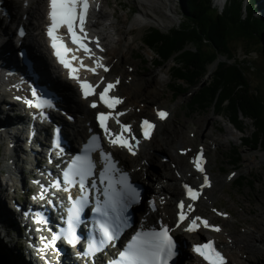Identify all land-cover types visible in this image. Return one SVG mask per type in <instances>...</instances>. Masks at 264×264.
<instances>
[{
	"label": "bare ground",
	"instance_id": "obj_1",
	"mask_svg": "<svg viewBox=\"0 0 264 264\" xmlns=\"http://www.w3.org/2000/svg\"><path fill=\"white\" fill-rule=\"evenodd\" d=\"M140 3L143 6H148V8L152 11L157 9L159 4H165V9L169 10L172 15L175 16L174 6L172 4L173 0H139ZM227 0H215L216 4L223 6L226 4ZM105 0H99L100 8L99 10H96L94 13V16L92 18L93 27L97 29L100 34L103 37V40L108 45L109 41L106 40L112 39L114 42H120L122 41L121 38L115 39L112 38L113 31L111 30L112 24H114L113 17L115 16L114 12H108L104 9L105 6ZM8 12L7 14L0 17V31L11 30V26L9 24L11 23V15L13 11L17 10L19 5L16 4L15 0H10L8 2ZM38 7L40 9V13L43 16L44 14V0H37ZM1 6V5H0ZM164 13H167L166 11ZM149 12H141L140 16L137 17L135 24L138 28L142 29L144 26L149 24L146 21V18H149ZM133 30V29H132ZM132 30H129L132 32ZM118 32H121V34H124L121 29L117 30ZM139 37L138 34L133 36L132 41H125L124 42V49H109L106 56H109V64L113 65V69L110 71V73L107 74L109 79L119 80V86L117 87L118 93L122 95L123 99V105L120 107V112L122 115H124V118L128 121L133 123V130L132 134H137V130L140 129V121L141 117H146L149 119V121L154 125L153 127V136L149 141H141L137 144H140V154L137 158H134L133 156L129 154L123 153V149H115L116 154L121 157V164L125 169H129L135 180L141 181L145 187L147 196L144 202L148 201V198L150 200L151 197H154L158 202V210L153 214L152 220L153 222H156L159 218L166 222H171L174 219V216L176 214V204L177 200L183 196L184 190L182 188V183L184 181H193V180H199L198 183H200V176L194 172L193 170V163L191 162V157L193 156V151L190 147L194 146L195 142H197V145L204 144V138H210L213 140L215 146L217 148L221 149L224 146V143L230 144L233 141L237 140L239 136L234 132V130L227 126L225 127V132L221 134L216 133L214 130L218 129L216 128V118L213 116H206L197 118L194 120V125L191 127H194L196 130V133L198 134L197 139H194V137L191 139L186 131L184 129L187 128L188 124L186 121H180V125H175L172 130H168L166 127H164L163 122H165L163 119H160L159 116H157L158 111L165 109L170 116H172L173 113V106L166 108H163V106L157 105L154 106V109H151L152 105H150V91H154L153 93H156V87L160 88L163 85H165V77L159 76L158 73H152L148 76L139 77L138 75V69L139 64L135 63V68L131 72L130 69H123L121 67V62L128 60V54L133 57L134 54V47L133 44L136 41V39ZM124 38V37H123ZM4 39V38H3ZM39 43L41 44V51L43 53L42 59L40 61V67L41 65L44 67V69L53 68V64L50 60V57L47 53H45L46 44L42 36L37 37ZM13 48V46H12ZM112 55V56H111ZM111 56V57H110ZM0 59L2 61L4 67L5 65L8 67H16L15 60L13 57V53L11 55L9 54L8 50L6 48L1 49L0 48ZM118 65V67H117ZM132 65V64H131ZM134 66V65H133ZM54 74V72H52ZM61 76V75H60ZM1 78V77H0ZM67 84L69 85L70 89L72 90V94L69 101V105L71 104L75 109H83L85 110L89 115H93V113L96 110H91L88 107V101L83 100L80 98L79 92L77 88L75 87L74 83L71 81H67ZM161 89V88H160ZM162 90V89H161ZM162 93V92H160ZM68 94H70L68 90ZM16 94L11 92L6 88V84L1 82L0 79V99L1 101H6V103H13L16 106H21L20 103L15 102V100H12L13 97ZM155 104V103H154ZM125 109L128 110V113L125 112ZM3 112L0 111V116ZM23 112H15L10 111V116L2 117L3 121L6 122H12L14 121V117H16V120H22L25 121L26 114H22ZM11 117V118H9ZM1 119V118H0ZM11 123H9L10 125ZM174 124V123H172ZM35 134L31 136V142H30V148L29 150L25 149L22 146V141L26 142L27 134H26V128L25 125L22 122H18L17 125L12 130L13 137H10L11 139H16L15 143L12 145L13 154L11 153L13 157V162L17 165V173L24 172L25 163L33 162V167L30 168L31 171L34 170V168L38 169L42 168L45 164L47 167H49V163H47V156L46 151L44 150L45 145V137H43L42 132L46 129H41L42 132H40L37 128V122L33 124ZM193 129V128H192ZM192 131V130H190ZM163 135V137H161ZM12 143V140L10 141ZM176 147V148H175ZM187 150V155H180L178 153V149H185ZM150 150H156L158 153L161 152H168L170 156V161L172 163H175L174 169H177V172H180L179 174L174 173V169H171L172 165H168L167 163H164L163 170L158 172V175L154 174L157 178L151 176V173L147 170V164L151 163L154 159V153H150L147 151ZM210 151V150H209ZM23 152L24 155L21 153ZM262 152V151H261ZM44 154V155H43ZM216 154V152H215ZM261 157H264L263 154L260 153ZM216 157V155H215ZM218 157V156H217ZM247 167L254 164L253 160H250L249 158H246ZM23 163V164H22ZM171 166V167H170ZM54 167L52 166V171H54ZM46 170V168H43ZM42 169V170H43ZM41 170V171H42ZM36 180L38 183H40L41 178L39 177L38 173L35 174ZM229 176V175H227ZM7 180L5 183H2L0 181V258L1 262L3 264H36V261L39 260V257L35 255L33 252H29L30 259L26 261H22L20 257L15 253L16 251L12 248H5L2 246L3 241L2 236L8 235L9 233L14 231L13 226L16 225L17 227L21 226V222L18 220V213L13 212L8 207H3L4 203V196H5V189L11 188V175L5 177ZM228 178L225 177L224 183L228 181ZM22 179V178H21ZM156 180V181H154ZM218 178H216L213 174L212 180H211V187L206 188L203 190L202 196L198 199L196 202L191 201H185V203H193L194 207L196 209L194 215H199L202 218H207V220L211 221L213 219H219L222 218L225 222L228 220V217L226 215L220 216L215 213H210L207 209V205H211L212 207L215 206L216 202V196L214 194V189L218 183ZM233 180V179H232ZM223 183V184H224ZM6 186V187H5ZM21 187L24 189V183L21 182ZM217 190V189H216ZM250 197V196H249ZM247 202V201H246ZM244 202L242 205L244 212L246 213H253L256 211V208L252 207V203L249 200L248 203ZM147 204H149L147 202ZM22 207L27 208V203L23 204ZM8 212H7V211ZM227 213V209H224ZM231 211V210H228ZM221 211V213H225ZM12 213V215H10ZM55 213V212H54ZM261 218H255V217H247L245 214H238L237 218L240 221H245L249 225H247L248 229L244 230L243 232H238L234 230V225L230 226L232 235H224L225 229H222L221 232L218 233H211L214 237L217 238L218 244L223 247L225 250L227 256L229 257L230 264H247L245 260H243L242 256L245 253H253L258 254L262 253L264 254V211L261 210L259 213ZM56 215V214H55ZM233 215V213H231ZM234 226V227H233ZM205 232V231H202ZM200 236L199 234H188V233H181L180 237H184L186 239H191L194 241H198ZM232 239L231 242H229V239ZM36 239V238H34ZM254 262V261H253Z\"/></svg>",
	"mask_w": 264,
	"mask_h": 264
},
{
	"label": "snow or ice",
	"instance_id": "obj_2",
	"mask_svg": "<svg viewBox=\"0 0 264 264\" xmlns=\"http://www.w3.org/2000/svg\"><path fill=\"white\" fill-rule=\"evenodd\" d=\"M93 7L99 10V0H47L48 23L45 26V31L52 49V55L67 70L68 77L76 81L85 98L94 95L95 88L88 81L80 79V69L86 68L87 71L94 74L97 69L108 71L102 57L97 56L89 46L91 43L101 52L104 50L100 45V40L91 37L87 30L90 11ZM61 29L65 30V35H61ZM23 34V31H21L20 35ZM69 43L74 47H69ZM78 51L92 61V66L85 65L82 57L72 54ZM74 62L78 63L74 64ZM100 79L103 80V77H100ZM118 83L119 80L114 83L109 82L104 86L103 91L99 92L100 101L109 110L115 109L116 105L122 103L119 97L109 95L110 90L114 89ZM31 95L32 99L24 100V103L29 107L37 110L52 107L48 99L38 96L36 89L31 90ZM17 99H20V97H17ZM91 107H97L95 101L92 102ZM40 115H44L43 111H40ZM111 115V111L96 114V120L108 138V142L112 145L122 146L129 153L135 155L134 144L130 140L136 141V137L131 135L130 125L120 124L121 134H113L107 126V121ZM120 115L122 113H116V116ZM157 115L160 119H164L167 113L158 111ZM117 123H119L118 120ZM153 127L154 125L149 120L141 121L140 129L144 138L149 137ZM123 133H128V138ZM136 143H139V141H136ZM53 145L58 147L55 140H53ZM94 151H99V159L103 162L99 171V183L103 185V199L97 198L96 206L92 208V212L97 214L94 221V231L98 232L99 239H89L85 255L95 254L106 245L116 242L120 233L128 227V217L125 215L128 207L139 199V193L130 183L128 174L118 169L112 156L101 148L99 137L93 135L83 146L81 153L73 156L63 170L64 191L67 192L70 187L78 184L80 195L76 198L69 196L71 206L67 214V227L60 233L54 234L52 241L54 242L58 237H62L68 244L74 245L79 239L76 233V224L80 221L81 211L89 202V188L95 189L97 187V180L94 176L96 165L90 155ZM192 163L199 173H205L202 154H197ZM89 178H92L90 185L86 183ZM54 186L59 187L60 185L56 183ZM208 186H210V180L208 175L204 174L199 189ZM183 187L189 201L195 202L199 198L201 193L197 188L188 184H184ZM191 202L186 204L184 200L179 201L175 228H180L186 223L183 230L188 233L196 232L201 226L219 232L220 228L218 226L211 225L207 219L199 215H194L196 209ZM149 205L153 210L155 209L154 202L150 201ZM213 211L216 210L213 209ZM217 214L226 215V213ZM172 231L173 228L164 222H158V227H145L142 225L131 235L122 250L118 252L117 257L109 260L108 264H170L177 254V245L171 234ZM191 251L207 261V264H227L226 258L214 247L212 240L192 244Z\"/></svg>",
	"mask_w": 264,
	"mask_h": 264
},
{
	"label": "rangeland",
	"instance_id": "obj_3",
	"mask_svg": "<svg viewBox=\"0 0 264 264\" xmlns=\"http://www.w3.org/2000/svg\"><path fill=\"white\" fill-rule=\"evenodd\" d=\"M214 1V0H213ZM247 4V0H244ZM215 2V1H214ZM105 6L104 9L108 12H114L115 16L113 17L114 24L111 26V30L113 31L112 38L118 39L121 38L122 41L120 42H114L112 39L106 40L108 44V50L109 49H124V42L129 40L132 41L133 36L138 34L139 37L136 39V41L133 44L134 47V54L133 57L128 54V60L121 62V67L123 69H130L132 72L135 68V63L139 64L138 69V75L139 77L148 76L152 73H158L159 76H163L166 79L165 85L158 88L156 87V93H153L152 91L149 92L150 97V105H152L151 109H154V106L157 105L166 106V108L173 106V113L170 118H168L165 122H163L164 127H166L168 130H172L175 125L179 126L180 121H186L188 126L186 129H184L187 133V135L192 139H197L198 134L196 133V130L194 127H191L194 125V120L197 118H203L206 116H213L216 118L217 125L214 131L218 134H221L225 132V127L230 126L234 132L239 136L237 140L233 141L230 144L224 143V146L219 149L217 146H215L212 139L204 138V143L208 145L206 148L208 151L207 155L209 156V169L214 174L216 178H218V183L214 189V194L216 196V202L214 203L215 206L212 207L210 204L207 205V209L210 213L213 212V208L222 210L225 212V208L230 213H233V215H230L228 213L229 217L226 222L222 218H217L218 221L223 223L224 228L227 232H225V236L227 234L231 233V228L228 225L232 226L234 225V230L238 232H243L244 230L248 229L245 221H240L237 218L238 214H245L247 217H255V218H261L260 212L261 210L264 211V157L260 156V153L263 154L264 149L263 148H256L252 149L250 146L251 144H248L244 141V137H248L252 135V132L254 130V127L252 125L251 120L244 119V132L238 131L235 126L230 122L228 115L225 112H222L221 115H218L213 111L212 109H190L188 104L191 101V98L194 93L197 92V86L196 88L188 89L184 94L179 95L178 97H174V87L173 91L170 89L171 84H173V80L171 77V70L173 68V61L166 62L165 64H155V60L157 58L156 54L148 48L142 41L144 33L149 30L151 27H158L162 30H169L170 28L175 27L178 25L183 17H182V0H173L172 4L174 6L175 16L172 15V13L169 12V10L165 9V4H159L160 7L155 9L154 11L150 10L148 6H143L139 0H105ZM216 4V3H215ZM218 5V4H216ZM225 5V4H224ZM222 7V6H221ZM222 9V8H221ZM149 12V18H146V21L149 23L146 26H144L142 29L138 28L135 24L136 19L138 16H140L141 12ZM167 13H164V12ZM257 14L264 17V9L260 10ZM121 29L124 34H121V32H118L117 30ZM133 29V30H132ZM129 30H132L130 32ZM124 37V38H123ZM232 47L234 48V53L236 55V58L238 60L247 61V66H249V72H248V78L251 83V87L253 90L260 89L261 92L264 94V48L262 45H253L249 49L245 46V44L242 41H234L232 44ZM112 56V55H111ZM110 56V57H111ZM223 57V55H222ZM225 58V57H223ZM226 59V58H225ZM232 62V60H230ZM132 64V65H131ZM134 65V66H133ZM118 67V65H117ZM113 69V68H112ZM132 69V70H131ZM178 83L175 85L176 92H181L182 90L178 87ZM180 87L185 88V85H180ZM162 92V93H160ZM155 103V104H154ZM174 123V124H172ZM193 128V129H192ZM192 130V131H190ZM163 137V135H161ZM197 145V142H195V147ZM176 148V147H175ZM262 151V152H261ZM7 142H5L2 138H0V180L3 182H6L4 178L8 175L4 173L5 171V164H6V154H7ZM150 153H154V159L151 163L147 164V170L151 173V176L157 178L154 176V174L158 175V172L163 170L164 163H172L170 161V156L168 152H161L158 153L156 150H150L147 151ZM216 152V154H215ZM125 153V152H123ZM216 155V157H215ZM139 156V155H138ZM137 156V157H138ZM218 156V157H217ZM240 158L239 165H235V158ZM136 157V158H137ZM168 157V160H167ZM135 158V157H134ZM246 158H249L250 160L254 161V164L247 167ZM25 164V162H23ZM27 167L29 168L30 165L27 164ZM171 167V166H170ZM173 168V165L171 167ZM234 172L235 176L231 177L228 181L225 183L223 182L225 177H229L230 173ZM175 173V171H174ZM229 175V176H227ZM30 176H32L29 172V170H26L25 172L21 173V177L26 178V181L30 183ZM243 176L245 179L241 185H238L236 183L237 179ZM17 180L13 182V185H11V188L8 189L4 196V203L3 207H8L10 210L13 211L12 204L10 201L9 195H13L17 202H23L24 200L19 201V193H20V181L18 180L19 175L16 176ZM156 181V180H154ZM224 183V184H223ZM217 189V190H216ZM250 196V197H249ZM249 200L252 203V207L256 208V211L253 213H246L243 210V203H248ZM6 209V208H5ZM7 211V210H6ZM8 212V211H7ZM214 213V212H213ZM226 213V212H225ZM12 215V213H10ZM19 217V214H16ZM1 220V218H0ZM3 241L2 246L5 248V250L8 248L7 243L8 239L5 240V238L1 239ZM231 238L229 239V242H231ZM23 240H21L22 242ZM15 251H22L24 256L22 257L23 261L29 260L30 255L27 253V251L22 248L19 250L18 248L15 249ZM243 260L246 261L247 264H264V254L258 253H245L242 256ZM254 261V262H253ZM239 264V263H237Z\"/></svg>",
	"mask_w": 264,
	"mask_h": 264
},
{
	"label": "trees",
	"instance_id": "obj_4",
	"mask_svg": "<svg viewBox=\"0 0 264 264\" xmlns=\"http://www.w3.org/2000/svg\"><path fill=\"white\" fill-rule=\"evenodd\" d=\"M182 2V21L167 31L149 28L143 43L156 54L155 64L173 61L170 89L174 87V97L199 86L188 104L190 109H212L218 115L225 112L240 132L245 129L244 119L251 120L254 130L244 141L252 149H264V94L252 89L247 61L238 60L231 45L242 41L248 49L259 44L264 48V17L257 14L264 9V0H249L247 4L227 0L223 10L212 0ZM219 55L232 62H219L205 80ZM176 83L181 92H176ZM239 162L238 156L235 165ZM244 179L240 176L236 183L241 185Z\"/></svg>",
	"mask_w": 264,
	"mask_h": 264
},
{
	"label": "water",
	"instance_id": "obj_5",
	"mask_svg": "<svg viewBox=\"0 0 264 264\" xmlns=\"http://www.w3.org/2000/svg\"><path fill=\"white\" fill-rule=\"evenodd\" d=\"M223 57L226 58V56H223ZM223 57H222V55H219L218 58L212 63V65L210 66V69H209V73L205 77V80L210 77V74L214 71V69L216 68V66L218 65L219 62H230V60H228L227 58L225 59ZM0 264H3L1 262V258H0Z\"/></svg>",
	"mask_w": 264,
	"mask_h": 264
}]
</instances>
